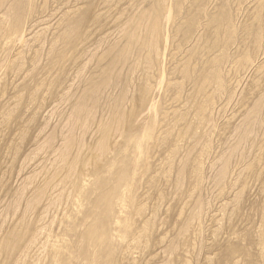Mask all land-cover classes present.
<instances>
[{
  "label": "rangeland",
  "instance_id": "obj_1",
  "mask_svg": "<svg viewBox=\"0 0 264 264\" xmlns=\"http://www.w3.org/2000/svg\"><path fill=\"white\" fill-rule=\"evenodd\" d=\"M0 264H264V0H0Z\"/></svg>",
  "mask_w": 264,
  "mask_h": 264
},
{
  "label": "bare ground",
  "instance_id": "obj_2",
  "mask_svg": "<svg viewBox=\"0 0 264 264\" xmlns=\"http://www.w3.org/2000/svg\"><path fill=\"white\" fill-rule=\"evenodd\" d=\"M163 76V75H162Z\"/></svg>",
  "mask_w": 264,
  "mask_h": 264
}]
</instances>
